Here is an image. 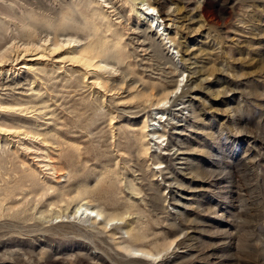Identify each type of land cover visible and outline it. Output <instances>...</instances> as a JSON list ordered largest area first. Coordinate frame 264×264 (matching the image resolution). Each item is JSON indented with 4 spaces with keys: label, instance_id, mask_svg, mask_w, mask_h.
<instances>
[{
    "label": "rangeland",
    "instance_id": "374dc122",
    "mask_svg": "<svg viewBox=\"0 0 264 264\" xmlns=\"http://www.w3.org/2000/svg\"><path fill=\"white\" fill-rule=\"evenodd\" d=\"M127 1L0 0V264H264V0ZM81 2L118 72L42 42Z\"/></svg>",
    "mask_w": 264,
    "mask_h": 264
},
{
    "label": "bare ground",
    "instance_id": "6f19581e",
    "mask_svg": "<svg viewBox=\"0 0 264 264\" xmlns=\"http://www.w3.org/2000/svg\"><path fill=\"white\" fill-rule=\"evenodd\" d=\"M86 1V0H85ZM125 1V0H124ZM80 2V1H79ZM84 2V1H83ZM89 2V1H88ZM88 2H86V3H88ZM126 2H128L127 0H126ZM125 2V3H126ZM124 3V4H125ZM81 4H82V6L81 7H83V9H84V12L83 11H81L80 9H79V7L77 6V5H75V9H76V11H77V15L80 13V15L82 16V17H85L86 15H90V19H87V18H84V20H85V23H83L82 21H80V22H82V23H79L78 22V20L77 21H75V16H73L68 10L62 15V17H61V21H60V23L59 24H57V25H54L51 21H49L48 23H45L46 25H44L48 30H51V31H55L56 33L59 31V30H61V32L62 31H64V32H69V33H67V37L66 38H64V40H59L58 39V34L57 35H54V37L50 40V39H44V40H42V42H44V44L45 43H47V42H51V45H50V47L52 48V52H55V51H58V50H60V49H62V48H66L67 49V52H66V54L68 55V59L70 60V61H72V62H75V63H82V62H84L85 64H87L88 65V67H93L94 69H95V71H101V72H107V73H109V71L112 69V70H114L115 69V65H113L112 63H109L107 60L109 59V56H110V52L108 51V50H106V51H102V52H99V51H97V47L95 46V45H88V44H84V41H85V39H83L82 38V36H85V37H91L92 36V34L94 33L93 31H92V29L91 28H87V25H89L88 24V21L89 20H91V22H93L94 21V17H95V15L97 14L96 12H94V13H91L92 12V9H91V6L89 5V4H91V5H96L97 7H99V9H100V12L101 11H103V10H106V9H110L111 10V7H109L110 6V4L111 3H109V0L107 1V0H90V3L88 4V6H85V5H87V4H85V5H83V3L81 2ZM128 4V3H127ZM132 4V3H131ZM90 6V7H89ZM140 8L142 9L141 10V13H142V17H143V19L145 20V21H148L149 22V24H150V26L153 28V29H155L156 31H159V32H161L162 33V37H166V33H165V31L163 30V23L165 24V21L163 20V18H162V16L160 15V13H159V11H158V9H157V7L156 6H154V4H152L151 2H150V0H141L140 1ZM71 7H72V5H71ZM93 7H95V6H93ZM123 7V6H122ZM128 7V6H127ZM129 7H131V6H129ZM21 8V7H20ZM74 8V7H73ZM73 8H71V9H73ZM140 8H139V10H140ZM82 9V8H81ZM91 9V10H90ZM24 10V9H23ZM22 10V11H23ZM28 11V10H27ZM31 11H34V10H31ZM74 11V10H73ZM95 11H99L98 9H96ZM107 11V10H106ZM132 11H133V9L132 8H130L129 9V13H132ZM25 12V11H24ZM35 12V11H34ZM61 12V11H60ZM108 12V11H107ZM140 12V11H139ZM102 13V12H101ZM24 14H26V13H24ZM30 14H31V12H30ZM61 14V13H60ZM109 14H110V12H109ZM27 15V14H26ZM25 15V16H26ZM104 16H105V13L103 14ZM79 16V15H78ZM77 16V17H78ZM81 16H80V19H81ZM108 15H106V17H107ZM28 17V16H27ZM72 17H74V18H72ZM79 18V17H78ZM31 19V18H30ZM35 19V18H34ZM96 19V18H95ZM140 19V18H139ZM27 20V19H26ZM32 20V19H31ZM41 20H42V18H41ZM83 20V19H82ZM96 20H99L98 18L96 19ZM95 20V21H96ZM102 20V19H101ZM101 20H99V21H101ZM40 21V20H39ZM48 21V20H47ZM30 22H32V21H30ZM33 23V22H32ZM35 23H36V21H35ZM39 23V22H38ZM97 23V22H96ZM114 23V22H113ZM91 24V23H90ZM104 24V23H103ZM35 25V24H34ZM34 25H31L30 27V29H32V31L33 32H30L29 33V35H27V42H25V43H23L22 45L20 44V46H18V45H12V47H11V49L10 50H7L6 52H2L1 54H0V63L1 62H3L4 60H6L7 59V55H9L8 53H11V52H13V51H16V50H20V48H23V50L24 51H28V50H30V49H32V48H36V49H40V48H42L44 45H38V43L36 42V41H38V40H34L35 39V34H36V31L37 30H35V32H34ZM86 25V26H85ZM116 25V24H115ZM27 26V25H26ZM37 26H39V28H40V26L41 25H37ZM43 26V25H42ZM67 27V29H65ZM94 30V29H93ZM97 31V30H96ZM104 31V30H103ZM102 33V32H101ZM100 33V34H101ZM119 33H120V31H119ZM112 34V33H111ZM159 34V33H158ZM22 35V34H21ZM20 34H18V38H19V36H21ZM161 35V34H160ZM38 36V35H37ZM110 37V36H109ZM119 37V36H118ZM22 38H23V36H22ZM17 39V38H16ZM25 39H26V37H25ZM116 39L118 40V38L116 37ZM167 40V39H166ZM116 41V40H115ZM114 41V42H115ZM120 41V40H119ZM93 42H95V41H93ZM113 42V41H112ZM121 42V41H120ZM119 42V43H120ZM116 43V42H115ZM114 43V44H115ZM117 43H118V41H117ZM111 46V48H112V45H110ZM116 46V45H115ZM46 48V47H45ZM44 48V50H47V49H45ZM65 49V50H66ZM114 49V48H113ZM64 50V51H65ZM109 50H110V48H109ZM117 51V50H116ZM30 52V51H29ZM97 57H99V58H101V61L98 63V64H94L95 66H93V64H92V61L93 60H96L95 58H97ZM92 64V65H91ZM119 70L118 69H115V72H118ZM99 85V84H98ZM100 86V85H99ZM177 87H178V85H177ZM162 102V101H161ZM165 114V113H164ZM163 118V117H162ZM154 123V122H153ZM145 124H147V123H145ZM158 125V124H157ZM156 125V126H157ZM159 128H160V126H159ZM3 129V128H2ZM10 130V129H9ZM141 132V131H140ZM159 132L160 131H158L157 130V128L156 127H154L153 128V130H148V126L147 125H145V127H144V137H143V140L144 139H146L147 141H149L148 140V138L151 136L152 137V139H154L155 138V136L156 135H158L159 134ZM2 133V132H1ZM146 140H145V142H146ZM150 146V145H149ZM27 147V146H26ZM151 147V146H150ZM157 153V152H156ZM155 153V154H156ZM158 154V153H157ZM159 154H161V153H159ZM158 154V155H159ZM157 156V155H156ZM161 156V155H160ZM47 166V165H46ZM58 171V170H57ZM55 172V171H54ZM54 175V174H53ZM100 175H103V174H100ZM115 175V174H114ZM95 176V175H94ZM98 176V175H97ZM100 179H103V177H100L98 180H100ZM97 181V180H96ZM98 182V181H97ZM96 182V183H97ZM85 186H83V188H84ZM86 188V187H85ZM87 188H89V187H87ZM52 189V188H51ZM78 190H80V189H77V191ZM87 190V189H86ZM81 191V190H80ZM85 191V190H84ZM139 192H140V189L138 190ZM137 191V192H138ZM85 192H87V191H85ZM91 192V191H90ZM77 193V192H76ZM87 194V193H86ZM140 194V193H139ZM83 195V194H82ZM85 195V194H84ZM76 196V195H75ZM67 197V196H66ZM83 200H84V198H83ZM86 203H81V205L80 206H78V207H76V209H75V211H74V215H76V216H80V215H82V216H92L93 218H92V220L96 223V222H98V218L101 216V213H98L94 208H92V207H90L89 206V204L90 203H88L89 202V200H87V201H85ZM135 203V202H134ZM91 205V204H90ZM136 205V204H135ZM77 206V205H76ZM73 215V214H72ZM145 252V251H144ZM148 253V252H147ZM150 254V253H149ZM148 254V255H149Z\"/></svg>",
    "mask_w": 264,
    "mask_h": 264
}]
</instances>
